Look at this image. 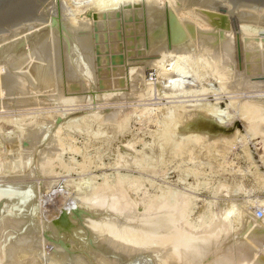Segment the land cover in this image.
I'll list each match as a JSON object with an SVG mask.
<instances>
[{
    "label": "rangeland",
    "instance_id": "obj_1",
    "mask_svg": "<svg viewBox=\"0 0 264 264\" xmlns=\"http://www.w3.org/2000/svg\"><path fill=\"white\" fill-rule=\"evenodd\" d=\"M49 1L50 0H47V2L44 4L45 6L42 5L39 9V12H42V9L46 7L45 11H43L49 14V21H29L31 22V24H38L37 29H35L36 26L35 28L32 27L29 33L33 32L32 34H34V36H37V38L40 37L39 39H36L37 42L35 40V44L33 43L34 38L32 39V45L29 47L31 48V50L27 49L25 51L22 50L23 52L19 51L16 56H9L8 58L10 59H7V57H5L7 60L4 58L3 60H5V62L2 61L3 63H1L0 65V67L2 68V65L4 63L6 65H4L3 74L2 72L0 74V192L8 191V193L0 195V264H99L98 258H101L102 256L104 258V262L100 261V264H114V261H116L115 264H117V261H119L118 263L122 264L125 261L129 260L131 261H129L128 264H146L147 262V264H156V260L158 258L156 257V252H154L156 253L154 254L150 251L145 252L143 250H140L142 248V245L140 243L134 245V247L137 246L135 247L137 251L134 249V247L127 248L126 245H129V243L126 242L128 241H122L123 239L121 237L120 240H117L119 239L118 236H113L114 238L111 239L112 237L109 238L106 234H102L97 230L98 225L112 218L109 207L103 206L96 212L92 210L90 212V210H88V213L83 217H80L79 214L74 213L75 215L73 214L71 216L72 218L69 220V222H67L65 220H68V218L66 219V217H68V214L66 215L63 213V205L65 204V202H69L71 200L72 206H75V204L78 205V203H80L79 197L80 195H82L80 194L82 193V190L84 191L83 194H85L88 189L91 190L92 186L103 183L105 179L112 182L114 180L113 176L114 178H116L120 173L122 175H127L130 177H142L144 180L142 189L144 190V192L147 191V194L145 196L148 197L155 194L159 195L163 189L173 188L180 191L182 190L184 192L186 190L187 192L193 191V194L199 195V197L202 199L212 200L214 198V201L217 199L214 197L215 195L208 189L209 186L216 188L220 183H225L229 184L230 187H238V185L242 183V179L244 180V173L248 172L249 176H253L252 178H254V174L259 175L260 173H262V171L264 172V164L261 158H259L258 152L256 151L257 146L255 140L252 139L250 141L248 139L247 141L243 142L242 137L247 134V130L243 119H241L242 115L240 114L241 116L239 117V110L234 111L236 110V108L235 106H233H238L237 103L234 104L235 101L237 102V100L239 101L238 103L241 104L245 101V98L254 99V97L256 96L258 97H256L255 99L261 97L260 100L263 101L264 79L262 80L260 84L261 86L259 87H251L250 85H247L248 83H243L244 85L241 86L239 84L236 85L237 77L233 76L235 74L237 76L238 68L236 66H234V68L232 69L230 75L232 76L230 77L231 79L228 78L229 80H226V82H229V84L225 85L226 88H228H225V90H221V88H219V85H221L219 83L220 80L218 81L217 78H214L213 75L205 76L204 78H202L201 82H197V80L195 81L192 76L186 78V81L191 80L193 82V85H199L198 89L204 86L212 89H217V91L213 90L208 95H203L204 97L197 96L196 98H183L186 99V101L184 100V105H191V102L195 103L197 101L194 100L200 99L201 97L203 99H206L199 100L198 102H205L207 100L206 102L216 103V101L218 100V110L219 108L220 111L226 109L227 111L224 110V112L221 113H223V115L228 114L226 115L228 116V118H223L224 121H222V118L216 117L219 120L222 119L221 121L224 123H222L221 121L220 123H218L217 121L212 120V122H210V128L214 130H221L222 128H224L223 126H225L228 128H235L240 130V136L237 139V142L235 144L236 146H234V149L232 150L233 152L231 151V153L228 154L230 163L229 167H225V164L222 163L223 159L220 158L218 153H208L205 151V149L199 147L195 148V151L198 153V157L197 159H195V161L199 163V165H196L194 161L190 159L188 153H180L179 155L173 154L174 152L171 147H165L163 158H160V146H156L157 148L154 147L155 149L144 147V143H151L154 141L155 137L153 135L155 133V130L158 129V124L156 122L148 123L145 121H141L139 118H137L136 114L133 113V111L136 112L140 107L144 105V103L151 102H157V106L166 105L168 107L171 105H176L177 98H173L174 100H176L173 101V99L170 100L167 98L156 99L157 97L155 95L153 97H139L140 94L137 93H141V89L143 86V89H145L146 84H144V81L146 79L149 80L148 82L152 81V84L154 82L153 85L155 87V90H158V86L160 89L161 85L157 80V66L155 67V65H157L158 63V59H156L157 62L153 60L160 56L161 50L165 48L163 47L164 45L167 47L165 48L166 50H168V48L172 46L171 49L173 51L170 48L169 49L172 53L175 52L173 54V58H176L177 60V55L179 54L180 56L183 52L193 53L194 50V52L197 51V54H203L205 50L202 49H205L207 44H212L211 42L215 44V39L210 40L209 43L206 42V44L203 39L204 37L200 35L199 31L197 32L193 29L191 30L190 28H188L189 30H187V33L189 34L187 35H190L192 37L189 38L190 36L187 37L186 35L187 39L185 40H188L186 41L187 43L193 42L192 47L190 45L191 43L186 44L185 40L184 46L181 45V43L178 44L179 46L177 44L170 45L168 43V39L166 38L167 43H163V46L160 43L161 45L156 46L158 48L153 47V49L151 46L152 44L149 41V44H147V41L138 43L139 38L143 37L141 39H144L147 37V29L154 26V22L151 23L152 19H146L145 16H147L149 12L145 13L146 10L143 8L139 11L141 19L138 17V13L136 14L135 12H131L133 15L129 13L133 18L136 17V15L139 18L138 20V18L136 17L135 19L137 20L134 19L135 22H133V19L130 15V17L123 16L126 15V13L128 14L127 9L124 10L125 12L122 11L123 8L121 9V7H124V5L121 7H117L119 9V12L116 11L117 8L114 9L115 11H113V13L112 10L106 12L103 11V13H105L99 15L101 17L103 16L101 19V17H99L98 15L97 18L96 14L94 15L91 14L92 12H88L89 8H86L85 5H82L85 1L82 2L81 0H79L78 2V0H71L68 2V0H55V4L52 2L53 0L48 3ZM78 3L80 5H78ZM73 4H75L77 8L78 6H82L83 9H87H85L86 11L84 13L86 15L83 14V17L79 19V21L81 22H78L80 23L79 25H77V22H75L77 24H74V21L71 18V16L73 17L74 9H77ZM46 5L49 7L47 8ZM70 10L73 12V14ZM148 11H150L152 14L154 13V9H150ZM106 13L108 15H105ZM92 15H94V17ZM112 15V18L109 17ZM116 15L120 16L114 17ZM85 17H88L89 20H87L88 18ZM119 17L122 18L120 19ZM127 17L128 19L130 18L131 22L125 19ZM52 18L53 22L51 21ZM81 19H84L85 21H82ZM65 20H67V22ZM111 20H114V22L116 20L118 24L120 23V26L112 21L116 25L115 26L113 23H111ZM125 20L127 21V23L129 22V24H127ZM40 21L43 22V24H41ZM69 21L72 22L73 25ZM107 21H110L111 25H109V22ZM25 23L26 22H24L23 24ZM150 23L153 25H150ZM21 24L20 27L22 26ZM99 24L103 25L102 30L100 29L102 25ZM107 25H109V27ZM104 26H106L107 29H105ZM17 27L19 28V26ZM96 27L100 31H95L97 30ZM110 27H112L114 30ZM120 27L126 28L121 29ZM109 28L113 31H110ZM34 29L37 30L38 33L34 31ZM38 29H40L41 31ZM48 29H50V32L47 31ZM86 29L91 31L88 32L86 31ZM124 30L126 32H124ZM129 30L132 31L130 32ZM2 31L0 33H2ZM44 31L47 32V34H40V32ZM51 31L53 33H51ZM4 32L5 31H3V33ZM32 34L30 36H33ZM135 34L139 38H135L137 41L132 42L133 40H131V36L134 39ZM193 34H195V36ZM46 38L48 39L47 44H45L47 47L43 45V40ZM40 39L43 41V43H41L42 45L39 44L41 42ZM111 39L113 41H110ZM192 39L195 41H193ZM128 40H131V43ZM196 40L198 43L196 42ZM37 43L38 45H36ZM33 45L35 46L34 48ZM186 45L190 46H187L188 48H185V50L184 47H186ZM198 45L199 47H204H201L202 49L200 50ZM176 46L180 49L176 48ZM196 47H198L199 49ZM116 48H118L119 51L116 50ZM176 49L178 51H181L183 49V51L177 53L178 51ZM197 49L200 50V52H203L200 53ZM115 50L116 52H118L116 53ZM151 51L152 53L150 54ZM27 52L30 54H28ZM25 53L28 55H26ZM207 53L208 50L206 51V54L204 53L203 55L207 56ZM208 56L212 55L209 54ZM224 61L225 60H223V62ZM8 62H10V64ZM153 62L154 64H156L154 66H151ZM228 62L229 61H226L224 62V64L226 65L228 64ZM122 64L125 65L122 67ZM239 64L240 62L238 60V66ZM8 65H10V67H8ZM228 65H230V63ZM130 66H132V68ZM122 68L123 70H126L122 72ZM119 71L121 72V74H128V76L126 74L121 75ZM129 71L132 72L128 73ZM249 74L250 73H248L247 75ZM115 75L117 76V78L119 76H122L119 77L118 80L120 82V80L124 78L123 80L125 82L122 80L124 84H122L123 82L121 81L120 84L117 85L119 82L117 83V80H115ZM125 75L128 77V79ZM138 77L142 78L139 79ZM249 77H251V74L249 75ZM112 78L115 80V83L114 81H112ZM140 80H142V82ZM23 81H26L27 83ZM190 82H187L189 86H191ZM250 82L253 83L255 81L250 80ZM112 84H115L117 86H113ZM157 84L159 85L157 86ZM193 85L191 87H193ZM245 86L248 87V89ZM253 88L254 91H252ZM131 89H134L132 90L133 92H131ZM219 89L220 91H218ZM107 90H111L110 93H112V91L113 93L114 91L116 92L114 94L112 93L111 96L106 97L105 94ZM251 95L255 96L253 97ZM218 96L220 97V100ZM151 98L154 100H151ZM239 98L242 102H240ZM178 99L183 100L182 98ZM233 99L235 101L232 104ZM65 100L68 102H66ZM230 101L234 110L230 104ZM177 104L181 103L177 102ZM190 107L191 106H188L187 108L190 109ZM131 108H133L134 110ZM92 112L97 113V115L101 117V121L105 120L108 117L107 114L112 113L114 116L111 118L112 120L110 119V121L112 122L108 121L109 123L103 125L99 120L100 118L97 120L92 119V117L90 116ZM129 112L133 115L128 124L124 126V128H126L120 131L117 125L118 123L120 124L122 122L124 115L127 116L130 114ZM88 118L91 119L89 120ZM9 119L13 121L11 122L9 121ZM31 119L33 121H31ZM72 119L74 122H78L76 123L77 126L74 125L71 137H69L68 141L66 139L65 141L67 142H63L62 144L57 133L59 131L57 130L59 127L61 128V125H65L69 121L73 122ZM183 119L185 120V118ZM230 119L233 121H230ZM229 122H233V124L228 125L230 124ZM184 124H181L180 126L178 125V127L182 126L184 128L185 126H188L187 123V125L185 126ZM64 143L67 144L64 145ZM129 143H133L136 146V150L133 148L130 149V147H132L131 145H126ZM74 148H76L77 151H74ZM245 149L249 151L251 156L247 153L245 154ZM143 151H145L148 155H150V157H152L151 159H148V161H146L147 165L144 164V162H141V158L137 157V155L140 156ZM119 153L120 156L122 155L121 153L124 154L123 158L119 157L121 159V163L119 164L121 165L116 164L117 159L119 160ZM130 153L132 154L131 158L129 157ZM246 155L250 156L251 158L246 157ZM51 159L53 161L52 163ZM138 161L139 163H137ZM125 162L128 164H126ZM143 164L145 166L150 165V168L146 167V169H144L145 167ZM141 167L143 169H141ZM248 167H250V169H248ZM205 180H208V182L205 183ZM192 185L196 186L197 188H193ZM201 204L202 201H199V207ZM120 222L122 224L124 223L123 220H121ZM94 223H96V225ZM112 241L114 242L113 245ZM121 243L122 246H125V251L127 249L129 250H127L124 255H120L119 253H117L120 249H122ZM117 247L119 248L118 250ZM103 253L106 254L103 255ZM116 254H118V256ZM132 258L135 259L133 260ZM95 260L97 262H95Z\"/></svg>",
    "mask_w": 264,
    "mask_h": 264
},
{
    "label": "bare ground",
    "instance_id": "obj_2",
    "mask_svg": "<svg viewBox=\"0 0 264 264\" xmlns=\"http://www.w3.org/2000/svg\"><path fill=\"white\" fill-rule=\"evenodd\" d=\"M50 1H52V0H50ZM50 1L48 3H50ZM54 1L55 0H53L52 2L54 3ZM69 1H71V0H68V2ZM81 1L82 2L85 1L82 5L83 6L85 5L86 8H89L88 12L90 11V12H92L91 14H94V15L96 14V17H97V15L99 16L100 14H102L103 11L106 12V11L112 10V13H113V11H115L114 10L115 8L121 7L124 5V7H121V9L123 8L122 11L127 9L128 14L126 13V15H123V16H128V17L131 16V18L133 19V22H135L134 19L137 17V15H136V17L133 18L132 17L133 14L131 12H133V13L135 12L136 14L138 13V17L140 18L141 15L139 14V11L142 8L145 9L146 10L145 13L149 12L148 15L146 14L147 16H145L146 19L147 20L152 19L151 23L154 22V26H152V27L149 26L150 28L147 29V37L146 38L141 39L143 37L139 38L135 34L134 39L131 36V40H133L132 42H134V41H137L135 38H137V39L139 38L138 43H141V42L143 43L144 41L145 42L147 41V44H149L148 43V41H149L152 44V45L150 44L152 46V48L159 46L161 44L163 46L164 45L163 43H165V42L167 43V41H166L167 39H168V43L170 45H173V44L178 45L181 43V45L184 46L185 43L186 44L191 43L190 45L192 47L193 42L187 43L186 41H188V40H185V39H187L186 35L189 34V33H187V30H189L188 28H190L191 30L193 29L197 32L199 31L200 35H202L204 37L203 39H204L205 43L206 42L209 43L210 40L215 39L216 43L215 44L213 42H211L212 44L206 43L207 46L205 45L206 46L205 49H202L204 46L199 47V45H198L200 50L201 49L205 50L204 51L205 54H206V51L208 50L207 56H204L203 55L204 53L203 54H197L196 53L197 51L194 52L193 49H195V48H193L192 49L193 53L183 52V53H181L182 55H180V56L178 54L177 60H176V58H173V54L175 52L172 53L170 51L172 46L169 47L170 49L168 48V50H166L165 48H167V47L164 45L163 47H165V48H163V50H161L160 56L155 58V60H153V61H156V59H158L157 65H155L156 63L154 64V62L151 65V66L155 65V67L157 66L156 67L157 76H158L157 80H158L159 84L161 85L160 89L158 86L159 84H157L158 90H155V87L153 85L154 82L152 84L151 83L152 81L148 82L149 80L146 79L147 83H146V80L144 81V84H146L145 89H143V87H144L143 86L141 89L142 90L141 93L139 92L137 94H140L139 97H146V96L153 97L155 95L157 97L156 99H166L167 98V99L172 100L173 98L174 99L177 98V101L173 99V101H176V105H171L168 107L166 105H165L166 107L163 105L164 106L163 107V106H159V105L157 106L156 105L157 102L156 103L155 102L154 103H152V102L151 103H144V105L142 107H140L136 112L133 111V113H135L137 118H139L141 121H145L148 123L149 122H154V123L156 122L158 124V129L155 130V133L153 135L155 137L154 141L151 143H144V147L145 148L149 147V148L153 149L156 146H160V158H163L164 148L165 147L166 148L171 147V149L174 152L173 154L179 155L180 153H184V154L188 153L190 159L192 161H194V163L196 165L197 164L199 165V163H197L195 161V159H197V157H198L197 156L198 153L195 151V148L199 147V148L205 149V151L208 153H211V152L212 153L215 152L216 154L218 153L220 158L223 159L222 163L225 164V167H229L230 163H229L228 154L231 153V151L234 149V146H236L235 144L237 142V139L240 136V130L235 129V128H228L225 126H223L224 128H222L221 130L211 129L210 128V122H212V120H215L218 123H220V121L223 118H228V116H226L228 114L223 115V113H221V112H224V110H226V109H224V110L221 109L222 111H220V108H219V110H218V105H219L218 100L216 101V103L206 102L207 100L205 102L204 101L198 102V101L206 99V98H204V99L202 98V97H204L203 95L206 96L209 93H211L213 90L217 91V89H212V88L204 87V86H203L204 88L201 87L198 89L199 85L198 86H196V84L193 85L192 84L193 82L191 80H190L191 82L186 81V78L192 76L195 79V81L197 80V82L198 81L201 82L202 78H204L205 76H210V75L212 76L213 75L214 78L216 77L218 81L220 80L219 83L221 85H219L220 86L219 88H221V90H225V88H226L225 85L229 84V82H226V80H229L228 78L232 77V76H230L232 69L234 68V66H236L238 68L237 69L238 70L237 76L235 73H234L235 75H233V76L237 77V81H236L237 84L236 85L239 84L241 86V85H244L243 83H245V84L248 83L247 85H250L251 87L261 86L260 84H261L262 80L264 79V73H263L264 72V4H238V3H232L228 0H81ZM81 1H80V3H81ZM46 2H44V4ZM73 2H75V1H73ZM78 2H79V0H78ZM76 3H77V1H76ZM141 4L143 7L141 6ZM73 5L76 6L75 4H73ZM78 5H80V4L78 3ZM48 7L49 6H47V8ZM45 8L42 9V11L43 10L45 11ZM71 8H73V7H71ZM75 8H77V6ZM81 8H82V6L81 7L78 6V8L76 10L74 9V14L72 12L73 9H72V11L70 10L73 14V17L71 16V18L73 19L74 24H77L78 22H80L79 19L83 17V14L87 10L86 8H85L86 10L83 8L81 9ZM150 9H154L153 14L150 11H148ZM133 10H135V11H133ZM116 11L119 12V9L117 8ZM124 12H122V13H124ZM114 13H116V12H114ZM129 13H131L132 15H130ZM150 13H151V15H150ZM84 15H86V14H84ZM94 15H92V16L94 17ZM105 15H108V14L106 13ZM109 15H110V13H109ZM120 15H116L114 17H118ZM99 17H101V16H99ZM102 17H101V19H102ZM109 17L112 18L113 15L109 16ZM128 17L125 19L130 21V18L128 19ZM85 18H88V17H85ZM139 18H138V20H139ZM87 20H89V18ZM135 20H137V19H135ZM34 21H36V20H32V22H34ZM51 21L53 22V18ZM65 21L67 22V20H65ZM112 21L114 22V20H111V23H113ZM123 21H124V19H123ZM28 22L26 21L27 24L26 23L23 24L24 22H22V24L19 23V24H16L14 26L8 27L6 29H3V31H5L4 33H3V31H2V33H0V65H1V63H3L2 61L5 62V60H3L5 57H7V59H10V58H8L9 56H11V55L16 56V54L19 53V51H22V50L25 51L27 49L31 50V48H29V47L32 45V39L34 38V41H33V43H34L36 39L40 38V37L37 38V36H34V34H32L33 32L29 33V31L32 29V27L35 28V26H36L35 29H37L38 24H36V23L31 24V22H29V23ZM75 22H77V23H75ZM107 22H109V25H111L110 21H107ZM120 22H121V20H120ZM40 23L43 24V22H41V21H40ZM70 23L72 24V22H70ZM80 23H78L77 25H79ZM88 23H89V21H88ZM114 23L115 24L117 23V25L120 24V23L118 24V22H116V20ZM126 23H127V21H126ZM136 23H137V21H136ZM138 23H139V21H138ZM151 23H150V25H153ZM20 24L22 25L21 27H20ZM51 24H53V23H51ZM103 24H105V23H103ZM127 24H129V22ZM99 25H102V24H99ZM109 25H107V26L109 27ZM17 26H19V28ZM115 26H114V28H115ZM122 26H124V25H122ZM16 27H17V29H16ZM40 27H42V26H40ZM102 27H103V25L101 26V28L99 26V28L101 30L103 29ZM104 28L107 29L106 26H104ZM110 28H112V27H110ZM120 28L123 29L126 27H120ZM35 29H34V31L37 32V30H35ZM38 30H40V29H38ZM49 30L50 29H48L47 31H49ZM54 30H56V29H54ZM98 30L99 29L97 28V30H95V31H98ZM113 30L110 29V31H113ZM86 31L89 32L91 30L86 29ZM137 31H139V30H137ZM124 32H126V31L124 30ZM41 33L47 34V32H45V31L40 32V34ZM51 33H53V32L51 31ZM192 33H195V32H192ZM31 34L34 37L30 36ZM85 34H87V33H85ZM87 35H89V34H87ZM193 35L195 36V34H193ZM188 36H190V35H187V37ZM109 37H108V39H109ZM191 37L192 36H190L189 38H191ZM41 39H42V37H41ZM112 39H114V38H112ZM112 39L110 41H113ZM47 40H48L47 38L43 40L44 46H46L45 44H47ZM54 40H56V39H54ZM184 40H185V43H184ZM43 41L41 40V42L39 44L42 45L41 43H43ZM193 41H195V40H193ZM36 42H37V40H36ZM182 42H183V44H182ZM196 42H197V40H196ZM196 42H195V44H196ZM116 44H118V43H116ZM36 45H38V43ZM44 46H43V49H44ZM122 46H124V45H122ZM187 46L188 45H186V47H184V49L189 47V46L188 47ZM34 47L35 46L33 45V48ZM38 47H40V46H38ZM111 47H113V46H111ZM198 47H196V48H198ZM147 48H148V46H147ZM156 48H158V47H156ZM173 48H175V47H173ZM176 48H178V47L176 46ZM132 49H134V48H132ZM164 49H165V51H164ZM178 49H180V48H178ZM116 50H118V48H116ZM116 50H115V52H116ZM200 50H198V51L200 52ZM181 51H183V49ZM181 51H178L177 53H179ZM188 51H190V50H188ZM78 52H80V51H78ZM153 52H154V50H153ZM202 52H200V53H202ZM151 53H152V51L150 52V54ZM171 53H172V55H171ZM28 54H30V53H28ZM28 54H26V55H28ZM53 54H54V52H53ZM209 54L212 56H208ZM19 58H21V57H19ZM237 59L240 62L239 66H238V60ZM223 60H225L224 62L229 61L228 64L230 63V65H228V64L225 65ZM8 63L10 64V62H8ZM22 63H23V60H22ZM127 63H128V61H127ZM4 65H5V63L2 65L3 68H4ZM120 65H121V63H120ZM124 65L122 64V67ZM8 67H10V65H8ZM130 67L132 68V66H130ZM133 67H134V65H133ZM3 68L0 67V74H1V72L3 74V72H4ZM5 68H7V67H5ZM10 69H12V68H10ZM119 69H120V66H119ZM134 69H135V67H134ZM121 70L123 72L126 69L123 70V68H122ZM33 72H35V71H33ZM130 72H132V71H129L128 73H130ZM248 73L251 74V77H249L250 74L247 75ZM113 74H115V73H113ZM120 74H121V72H120ZM124 74H126V73H124ZM206 74H208V75H206ZM76 75H77V73H76ZM126 75L128 76V74H126ZM143 75H144V73H143ZM119 77H122V76H119ZM118 78H117V76L115 78V80H117V83L119 82ZM141 78H139V79H141ZM123 79H121L120 82ZM127 79H128V77H127ZM129 79H130V77H129ZM105 80H107V79H105ZM115 80L112 78V81H114V83H115ZM125 80H126V78H125ZM142 80H140V81L142 82ZM250 80H254L255 82L252 83V82H250ZM232 81H233V79H232ZM23 82H26V81H23ZM27 82H28V80H27ZM120 82L117 85H119ZM124 82L122 84H124ZM187 82L188 83L190 82L191 83L190 85L191 86L193 85V87L189 86V84H187ZM224 82H226V83H224ZM194 83H196V82H194ZM105 84H106V82H105ZM117 85H115V86H117ZM194 86H196L197 89ZM114 88H116V87H114ZM246 88L248 89V87H246ZM226 89H228V88H226ZM132 90H134V89H131V92H133ZM110 91L111 90H107V92L105 94L106 97L111 96L113 91H112V93H110ZM126 91H128V90H126ZM218 91H220V89ZM252 91H254V88ZM115 92L116 91H114V93ZM122 92H123V90H122ZM235 94H236V92H235ZM261 94H262V92H261ZM197 96H202L201 97L202 99L200 98V99L194 100L197 102H195V103L191 102L192 103L191 105H184L186 99H183V98H188V97H191V98L195 97L196 98ZM251 96H253V95H251ZM139 97H138V99H139ZM256 97H258V96H256ZM256 97H254V99H249L247 97L248 99L245 98L244 102H242L239 98L240 102H242L241 104L238 103L239 101L237 99H236L237 102L233 99L232 104L235 101L234 104L237 103V105L239 106V109H238V106L236 107V105H233V106H235L236 110H234V108L231 104V101H230V104H231L234 111L239 110V113L236 112L239 114V117L242 115L241 119H243V122H244L246 130H247V131L245 130L247 132V134L242 137L243 142L247 141L248 139L250 141L252 139L255 140L256 146H257L256 151L258 152L259 158H261V160L263 161V164H264V100L263 101L260 100L261 97H259L258 99H255ZM178 98H182L183 100L178 99ZM72 99H73V97H72ZM109 99H110V97H109ZM145 99H147V98H145ZM151 100H154V99L151 98ZM219 100H220V97H219ZM66 102H68V101H66ZM167 102H169V101H167ZM177 102H180L181 104H177ZM182 102H184V103H182ZM159 103H160V101H159ZM170 103H172V102H170ZM173 103H175V102H173ZM186 104H187V102H186ZM188 106H191L190 109L187 108ZM129 107H131V106H129ZM134 108H136V107H134ZM131 109H133V108H131ZM131 109H130V111H131ZM120 111H121V109H120ZM219 111L221 113V117H220ZM94 112H95V110H94ZM225 113H229V112H225ZM230 114H233V113H230ZM107 115H108V117L105 120L101 121V117H99L97 115V113L92 112V114H90L92 119L97 120L100 118L99 120L101 121V123L103 125L109 123L108 121H110V119L114 116L112 113L107 114ZM132 115L133 114H131V113L127 116L124 115L125 119H124V116L122 115L124 120L121 117L122 122L120 124L118 123L120 120L117 122L118 123L117 126H118L120 131L124 130L126 128V127L124 128V126H126L128 124ZM234 115H235V113H234ZM222 116H224V117H222ZM216 117H219L222 119L219 120ZM234 117H236V116H234ZM234 117H232V118H234ZM183 118H185V120ZM33 119H35V118H33ZM103 119H104V116H103ZM231 119H230V121H233ZM81 120H84V119H81ZM9 121H11V120L9 119ZM31 121H33V120L31 119ZM72 121H73V119H72ZM184 121L185 122L187 121L186 123L188 124V126H185L187 124ZM188 121H189V123H188ZM222 121H224V119ZM226 121H229V120H226ZM110 122H112V121H110ZM76 123H78V122L69 121L65 125H61V128L60 127L58 128L57 131H59V132H57V133L59 136V140L61 141L62 144H63V142H67L69 137H71L72 130L74 129V125L77 126ZM222 123H224V122H222ZM84 124H85V122H84ZM181 124H184L185 127L184 128L182 126L178 127V125L180 126ZM226 124H228V123H226ZM226 124H224V125H226ZM231 124H233V122L228 124V125H231ZM92 136H95V135H92ZM66 139H67V141H65ZM66 144L64 143V145H66ZM244 144H246V143H244ZM126 145L127 146L131 145L132 147L129 146L130 149L131 148L135 149V147H136L133 143H129ZM73 150L77 151L76 148H74ZM129 151H128V153H129ZM244 151H245V154L247 153L250 155V153L247 149H245ZM126 153H127V151H126ZM135 153H136V151H135ZM215 153H213V154H215ZM121 154H122L121 155L122 157L120 156V153H119L118 158L119 157L123 158L124 154L123 153H121ZM131 156H132V154L130 153L129 157L131 158ZM140 156L137 155L138 158L142 159L141 162H144V164H146V161H148V159L152 158L145 151H143V153H141ZM250 156L246 155V157L251 158ZM57 158H59V157H57ZM120 158H119V160L117 159L116 164L121 163ZM139 161H140V159H139ZM139 161L137 163H139ZM52 162L53 161L51 159V163ZM126 164H128V163H126ZM119 165H121V164H119ZM140 165H141V163H140ZM222 166H223V164H222ZM144 167H145L144 169H146V167L150 168V165L149 166L144 165ZM238 168H239V166H238ZM141 169H143V168L141 167ZM248 169H250V167H248ZM156 171H159V170H156ZM246 171H247V169H246ZM247 173H244V177H243L244 180L242 179V183L240 185H238V187H230L229 184H225V183H222V184L220 183L221 185L219 184L216 188L209 186L208 189L215 195L214 197L217 199L214 201H213L214 198L212 200L202 199L199 197V195L193 194V191L187 192V190H186L184 192L182 190L180 191L178 189H173V188L163 189L159 195L155 194V195H150L148 197V196H145L147 194V191L144 192V190L142 189V187L144 185V180L142 177H140V176H138V177L137 176L136 177L131 176L130 177L127 175H122L120 173L116 178H114V176H113L114 180L113 181L111 180L112 182L105 179L103 181V183L92 186V188L90 187L91 190L88 189L89 190V191L87 190L88 192L85 190L86 191L85 194H83L84 191L82 190L81 191L82 193H80L82 195H80V197H79L80 203H78V205L75 204V206L74 205L72 206V202H71L72 200L69 202L68 201L65 202V204L63 205L64 206L63 213L66 215L68 214V217H66V219L68 218V220H65V221L69 222V220L72 218L71 216L74 213L79 214L80 217H83L85 214L88 213V210H90V212H91V210L96 212L100 208H102L103 206L109 207V209L111 211V217L112 218L107 220V221H104L100 225H98L97 230L100 231V233H102V234H106L109 238L112 237L111 239L114 238L113 236H118L119 239H117V240H120V237H121L123 239L122 241H124V240L128 241V242L124 241L126 243H129V245H126L127 248L128 247H134L135 244L140 243L142 245V248L140 250H143L145 252L150 251L151 253L156 252L157 254L154 253V254H156V257H158L156 260L157 261L156 264H264V217H259L256 214L257 208L260 205L264 204V194H263L264 193V172L262 171V173H260L259 175L254 174V178H252L253 176L250 177L249 173L248 174ZM204 182L207 183L208 180H205ZM192 187L195 189L197 188L196 186H193V185H192ZM4 193L6 194V193H8V191L0 192V195H2ZM69 199H70V197H69ZM199 201H202V204L200 205V207L198 205ZM77 212H79V213H77ZM121 220H123V222H124L123 224L120 222ZM98 221H99V219H98ZM99 223H100V221H99ZM94 224L96 225V223H94ZM96 237H97V235H96ZM98 238H100V237H98ZM97 241H99V240H97ZM113 243L114 242L112 241V245H113ZM119 244H120V241H119ZM116 245H117V243H116ZM121 246H122V243H121ZM121 246H119V247H121ZM114 247H116V246H114ZM135 247H137V246H135ZM135 247H134V249H135ZM138 248H140V247H138ZM118 249L119 248L117 247V250ZM126 251H125V246H122V249H120L118 252L117 251H115V252L119 253L120 255H122V254L124 255V253ZM105 254L103 253V255H105ZM116 255L118 256V254H116ZM154 258H155V256H154ZM98 259H99V261H98L99 264L101 262H104L103 256L101 258H98ZM129 261H131V260H129ZM129 261H125L126 263L124 262L122 264H128ZM95 262H97V261L95 260ZM118 262L119 261H117V264H121ZM115 263H116V261H114V264Z\"/></svg>",
    "mask_w": 264,
    "mask_h": 264
},
{
    "label": "water",
    "instance_id": "obj_3",
    "mask_svg": "<svg viewBox=\"0 0 264 264\" xmlns=\"http://www.w3.org/2000/svg\"><path fill=\"white\" fill-rule=\"evenodd\" d=\"M47 0H0V32L29 20H49L47 12H39ZM238 4H264V0H228Z\"/></svg>",
    "mask_w": 264,
    "mask_h": 264
},
{
    "label": "built area",
    "instance_id": "obj_4",
    "mask_svg": "<svg viewBox=\"0 0 264 264\" xmlns=\"http://www.w3.org/2000/svg\"><path fill=\"white\" fill-rule=\"evenodd\" d=\"M257 215L259 217H264V204L263 205H260L258 208H257Z\"/></svg>",
    "mask_w": 264,
    "mask_h": 264
}]
</instances>
